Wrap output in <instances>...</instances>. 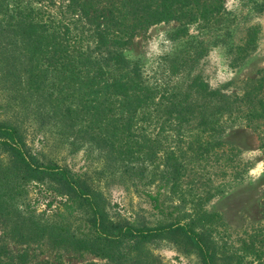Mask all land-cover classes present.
<instances>
[{"label": "rangeland", "instance_id": "obj_1", "mask_svg": "<svg viewBox=\"0 0 264 264\" xmlns=\"http://www.w3.org/2000/svg\"><path fill=\"white\" fill-rule=\"evenodd\" d=\"M62 1L47 9L42 0H0V121L14 126L39 162L76 174L106 227L177 221L200 234L213 264H264V153L258 134L224 116L213 119L219 122L213 135L201 133L197 123L178 126L167 122L163 103L167 94H186L196 79L227 98L243 96L246 82L264 71V0H223L224 11L209 25H192L186 34H178L176 22L156 25L124 47L125 60L137 65L156 100L138 113L132 135L118 133L109 140L86 114L56 97L50 100L47 59H32L25 41L5 31L10 18L20 19L16 12H32L42 21L50 14L59 22ZM208 142L215 147L199 151ZM19 172L21 164L0 149V181ZM25 190L13 201L1 194L4 262L202 264L181 234L94 252L56 244L48 233L33 238L31 221L81 236L90 215L77 207L67 216L60 209L67 190L51 177L33 180Z\"/></svg>", "mask_w": 264, "mask_h": 264}, {"label": "trees", "instance_id": "obj_2", "mask_svg": "<svg viewBox=\"0 0 264 264\" xmlns=\"http://www.w3.org/2000/svg\"><path fill=\"white\" fill-rule=\"evenodd\" d=\"M47 1V9L55 5ZM61 20L47 14V20H37L32 12H16L4 26L5 31L18 34L30 48L32 59H47V94L86 114L91 126L99 129L103 138L130 132L138 113L155 102V92L143 81L136 64L122 55L124 47L156 25L178 23V34H186L192 25H209L224 11L223 0H63ZM83 23V24H82ZM85 23V24H84ZM82 26H81V25ZM243 96L227 98L196 79L188 92L166 95L167 122L196 124L201 133H215L217 116L231 123L242 122L259 136L264 153V71L245 84ZM156 91V90H155ZM119 110L115 116L111 110ZM71 108H69V112ZM199 115V116H197ZM109 128V129H107ZM128 135H132L131 132ZM212 142L199 146L212 150ZM0 149L21 164L22 172L2 176L1 194L13 201L23 194L33 180L47 176L57 180L67 190L60 209L73 216L77 207L86 208L88 231L77 236L71 229L42 225L31 221L30 231L41 238L47 233L56 244H69L89 251L112 250L116 246L135 248L169 234L187 237L198 251L202 264H213V255L200 234L187 224L169 222L154 227L114 224L106 227L97 202L81 185L76 174L56 164H43L27 151L23 137L14 126L0 121ZM34 219V215L30 216ZM0 264L4 262L0 255Z\"/></svg>", "mask_w": 264, "mask_h": 264}]
</instances>
